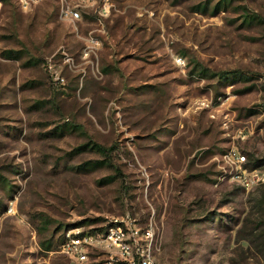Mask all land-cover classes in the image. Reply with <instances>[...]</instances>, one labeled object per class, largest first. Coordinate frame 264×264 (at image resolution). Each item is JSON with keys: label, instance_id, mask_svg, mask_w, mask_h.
<instances>
[{"label": "rangeland", "instance_id": "1", "mask_svg": "<svg viewBox=\"0 0 264 264\" xmlns=\"http://www.w3.org/2000/svg\"><path fill=\"white\" fill-rule=\"evenodd\" d=\"M260 223L264 0H0V264H264Z\"/></svg>", "mask_w": 264, "mask_h": 264}, {"label": "built area", "instance_id": "2", "mask_svg": "<svg viewBox=\"0 0 264 264\" xmlns=\"http://www.w3.org/2000/svg\"><path fill=\"white\" fill-rule=\"evenodd\" d=\"M75 15H78V13L75 12ZM73 241V245L71 244V253L77 254L82 260H84L86 258V255L83 254L81 239L77 238ZM110 241L113 245L117 247H122L120 238L112 237ZM122 249L124 250V253L128 255L129 259L128 262H123L119 264H157L152 258L149 249H142L138 247L136 248V255L133 254V250H131L130 246H123Z\"/></svg>", "mask_w": 264, "mask_h": 264}, {"label": "trees", "instance_id": "3", "mask_svg": "<svg viewBox=\"0 0 264 264\" xmlns=\"http://www.w3.org/2000/svg\"><path fill=\"white\" fill-rule=\"evenodd\" d=\"M260 204V203H259ZM262 224H264V223H260L259 225H261L262 226ZM246 239V238H245Z\"/></svg>", "mask_w": 264, "mask_h": 264}]
</instances>
